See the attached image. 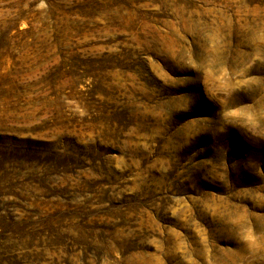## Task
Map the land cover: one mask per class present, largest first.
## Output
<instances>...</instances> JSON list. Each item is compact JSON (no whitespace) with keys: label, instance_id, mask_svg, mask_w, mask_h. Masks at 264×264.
I'll return each mask as SVG.
<instances>
[{"label":"rangeland","instance_id":"374dc122","mask_svg":"<svg viewBox=\"0 0 264 264\" xmlns=\"http://www.w3.org/2000/svg\"><path fill=\"white\" fill-rule=\"evenodd\" d=\"M0 264H264V0H0Z\"/></svg>","mask_w":264,"mask_h":264}]
</instances>
